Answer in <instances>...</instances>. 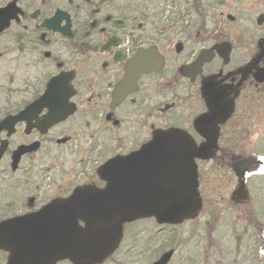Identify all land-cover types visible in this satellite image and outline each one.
Here are the masks:
<instances>
[{"label":"flooded vegetation","instance_id":"1","mask_svg":"<svg viewBox=\"0 0 264 264\" xmlns=\"http://www.w3.org/2000/svg\"><path fill=\"white\" fill-rule=\"evenodd\" d=\"M12 3L0 122L19 120L0 131V221L103 188L101 167L119 158L146 185L130 196L144 195L153 167L136 152L173 129L211 146V132L212 156L196 159L201 210L124 230L149 224L154 260L172 250L202 264L235 245V259L245 251L264 264V0H0Z\"/></svg>","mask_w":264,"mask_h":264},{"label":"water","instance_id":"2","mask_svg":"<svg viewBox=\"0 0 264 264\" xmlns=\"http://www.w3.org/2000/svg\"><path fill=\"white\" fill-rule=\"evenodd\" d=\"M16 15L13 3L1 8L0 31ZM209 133L211 146L197 148L189 135L171 131L157 144L134 154L144 171L153 167L144 195L130 196L134 185L146 186L142 178L131 175V160H116L104 170L105 190H79L64 206L56 204L58 207L1 223L0 248L10 252L8 264H55L66 258L75 264L101 263L121 242L124 222L150 215L178 221L193 215L201 206L195 158L212 155L215 139ZM79 220L86 226H80ZM168 259L169 254L155 264H167Z\"/></svg>","mask_w":264,"mask_h":264},{"label":"rangeland","instance_id":"3","mask_svg":"<svg viewBox=\"0 0 264 264\" xmlns=\"http://www.w3.org/2000/svg\"><path fill=\"white\" fill-rule=\"evenodd\" d=\"M212 165V164H209ZM203 170V169H202ZM203 172L210 177L212 174L211 169L210 170H203ZM212 184V180H211ZM203 195L205 197V200L207 201L206 206L207 209H210V193L206 192L205 189H203ZM211 211V210H210ZM249 215V214H248ZM200 224L202 226L207 227L208 224L206 220H201ZM219 231H226V227L224 225V222H221L218 226ZM129 234L130 236H127L125 245L117 253L116 259L117 260H122L123 262L131 261L130 264H148L150 262V258L148 255L151 252V246H153L155 243L152 242V240H149V237L151 235V229L149 227V224L147 223H142V224H137L129 227ZM217 236H219V232L216 233ZM148 242V243H147ZM218 252L214 253L213 256H209L206 259H204L202 264H216V263H221V264H259L257 262L252 261L254 258H246V252L243 251L240 253V255L235 259L234 252L237 247L235 245H230L227 247H221L218 246ZM187 247H185V250ZM200 247L198 249V253L200 252ZM241 250H244V247H241ZM256 259H261V254L258 256V254L255 257ZM175 262L173 264H199L200 262H181V257L177 256L175 257ZM134 262V263H132ZM2 262L0 261V264ZM4 263V262H3ZM105 264H119L116 261H109L106 262Z\"/></svg>","mask_w":264,"mask_h":264}]
</instances>
